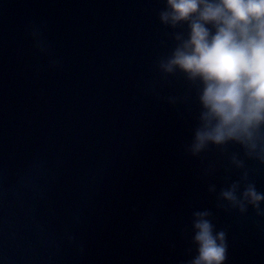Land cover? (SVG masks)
<instances>
[{
    "label": "clouds",
    "instance_id": "obj_1",
    "mask_svg": "<svg viewBox=\"0 0 264 264\" xmlns=\"http://www.w3.org/2000/svg\"><path fill=\"white\" fill-rule=\"evenodd\" d=\"M159 19L173 29L186 26V33L175 34L176 46L160 68L179 71L196 87L199 123L188 151L200 156L210 146L238 144L247 158L264 163V0H165ZM232 163L245 167L235 155ZM242 180H248L247 171ZM209 191L215 193V186ZM218 200L264 216V192L254 183L241 190V182H234ZM192 216L196 254L189 264H227V235L216 229L212 213Z\"/></svg>",
    "mask_w": 264,
    "mask_h": 264
}]
</instances>
